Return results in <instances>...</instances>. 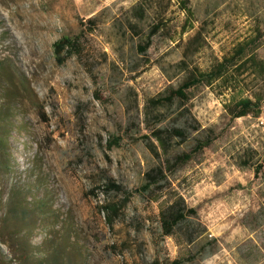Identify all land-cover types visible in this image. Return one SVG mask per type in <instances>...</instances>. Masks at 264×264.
Listing matches in <instances>:
<instances>
[{"label": "rangeland", "instance_id": "rangeland-1", "mask_svg": "<svg viewBox=\"0 0 264 264\" xmlns=\"http://www.w3.org/2000/svg\"><path fill=\"white\" fill-rule=\"evenodd\" d=\"M140 1L0 0V264H264V104L234 120L226 108L233 94H264V77L247 69L236 88L219 81L189 102L152 103L187 63L211 67L256 23L264 30V0H190L186 33L179 0ZM197 32L203 48L187 57ZM64 35H80V48L59 64ZM112 135L124 139L109 150ZM207 141L165 188L142 190L148 173ZM110 179L122 189L107 191ZM175 192L198 214L164 237L159 209Z\"/></svg>", "mask_w": 264, "mask_h": 264}, {"label": "trees", "instance_id": "trees-1", "mask_svg": "<svg viewBox=\"0 0 264 264\" xmlns=\"http://www.w3.org/2000/svg\"><path fill=\"white\" fill-rule=\"evenodd\" d=\"M141 5H144L142 0ZM179 8L186 14V18L181 27V32L186 33L193 29V21L195 20L194 11L190 5V0H179ZM88 25L92 26L94 19H88ZM83 25V21H80ZM167 26L163 25L162 21L154 24L149 33L147 43L139 46V51L142 53L147 52L150 47V39L158 34L162 28ZM200 32L189 39L185 54L198 53L203 47L200 42H195L198 39ZM81 36L64 35L57 39L53 43L54 52L59 64H63L72 55L79 52ZM264 43V30L262 29L260 22L255 24L254 34L243 41L238 42L232 49L230 54L223 55L221 60L216 61L211 67L206 69L199 66L190 67L186 64L187 76L183 81L175 88L155 99H152L153 106L159 105H172L175 101L189 102L193 97V91L196 88L203 86H212L216 82L221 81L225 84V87L233 88L237 87L239 83V76L244 71L253 70L260 73L264 77V59H260L256 54V50ZM199 46V47H198ZM182 63H185L183 61ZM264 79V78H263ZM264 94L257 93L255 97H243L233 94L229 103L226 105L227 110L231 113L232 119L240 117L254 115L259 117L263 110ZM169 134L178 136L181 140L187 138V132L181 128H172L167 131ZM165 130H156L153 132L155 139L160 143L161 147L168 150V142ZM148 138L146 135L136 138V140ZM124 137L120 135H112L107 141V148L113 149L121 145ZM211 141L199 142L196 147L190 153H183L178 155L173 161L168 160L164 167L156 168L148 173L147 178L149 182L142 186L144 192H152L153 188H165L168 182L169 174L175 172L178 167L189 162L194 154L201 152L206 146H209ZM256 175L258 176L263 170V164H259L256 167ZM161 182H164L163 184ZM104 188L109 190H121L122 186L115 183L113 180H108ZM103 208L107 209L108 219L112 222V214L117 213L119 206L114 203H109ZM198 209L196 207L189 206L184 197L179 193H173L167 201L161 204L159 209V224L164 237L175 236L177 230L181 225L188 222L192 217H196ZM184 261L180 258H176L167 264H183ZM47 264H65L58 262L55 258L50 260Z\"/></svg>", "mask_w": 264, "mask_h": 264}]
</instances>
